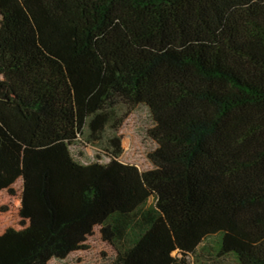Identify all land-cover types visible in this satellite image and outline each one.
Returning a JSON list of instances; mask_svg holds the SVG:
<instances>
[{"label": "trees", "instance_id": "16d2710c", "mask_svg": "<svg viewBox=\"0 0 264 264\" xmlns=\"http://www.w3.org/2000/svg\"><path fill=\"white\" fill-rule=\"evenodd\" d=\"M140 105L151 168L121 137L73 159ZM214 236L264 264V0H0V264H189Z\"/></svg>", "mask_w": 264, "mask_h": 264}, {"label": "rangeland", "instance_id": "374dc122", "mask_svg": "<svg viewBox=\"0 0 264 264\" xmlns=\"http://www.w3.org/2000/svg\"><path fill=\"white\" fill-rule=\"evenodd\" d=\"M125 110L118 112L119 118ZM154 127V121L150 110L144 106H138L130 117L125 119L121 129L116 132L109 126L98 139H90L89 130L86 128L85 135L70 147L73 159L82 164L92 163L107 164L110 162V154L113 152L112 140L121 137L123 149L122 160L140 166L142 169L151 168L148 154L157 148V144L148 136L150 129ZM153 203L150 201L149 205ZM219 237L214 236L206 240L195 254L188 258L189 264H234L232 256L218 257ZM53 264H114V258L90 259L72 258L68 260H57Z\"/></svg>", "mask_w": 264, "mask_h": 264}]
</instances>
